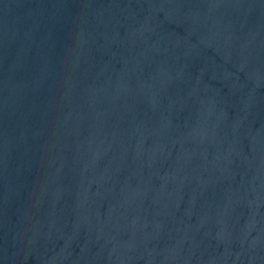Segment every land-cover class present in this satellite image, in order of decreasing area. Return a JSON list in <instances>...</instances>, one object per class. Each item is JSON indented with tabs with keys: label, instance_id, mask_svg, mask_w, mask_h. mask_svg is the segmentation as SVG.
<instances>
[{
	"label": "water",
	"instance_id": "1",
	"mask_svg": "<svg viewBox=\"0 0 264 264\" xmlns=\"http://www.w3.org/2000/svg\"><path fill=\"white\" fill-rule=\"evenodd\" d=\"M0 264H264V0H0Z\"/></svg>",
	"mask_w": 264,
	"mask_h": 264
}]
</instances>
